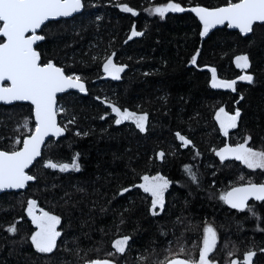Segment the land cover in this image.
I'll return each mask as SVG.
<instances>
[{
	"label": "trees",
	"instance_id": "trees-1",
	"mask_svg": "<svg viewBox=\"0 0 264 264\" xmlns=\"http://www.w3.org/2000/svg\"><path fill=\"white\" fill-rule=\"evenodd\" d=\"M168 2L86 0L83 12L43 26L45 40L38 46L43 61L79 76L88 94L59 96L66 135L47 141L30 169L34 183L0 194V264H85L105 258L159 264L189 255L198 260L209 225L217 234L213 262L245 264V254L252 252L251 264H264V201H252L249 211L232 209L220 198L235 186L264 183V169L217 155L228 144L246 141L254 151H264V24H256L248 36L226 26L202 36L203 24L192 12L154 13ZM171 2L187 9L214 8L226 0ZM125 4L135 14L124 11ZM133 31L142 35L132 36ZM237 56L248 57L247 69L237 67ZM108 58L123 67L119 79L104 71ZM212 68L217 78L235 80L246 72L253 79L237 81L235 91L213 88ZM104 102L146 115L145 129L134 120L116 124L118 117ZM221 108L240 113L227 134L216 118ZM34 130L30 104H0V149H18ZM76 154L78 171L46 167L48 160L71 163ZM186 166L196 174L195 182ZM145 175L169 181L164 208L157 206L155 215L151 195L139 187ZM29 200L37 202V210L61 218L58 247L51 253H40L31 243L37 227L27 213ZM13 225L14 233L8 231ZM125 235L130 236L125 252L108 257L115 252L113 242ZM181 247L185 252L177 257Z\"/></svg>",
	"mask_w": 264,
	"mask_h": 264
},
{
	"label": "snow or ice",
	"instance_id": "snow-or-ice-1",
	"mask_svg": "<svg viewBox=\"0 0 264 264\" xmlns=\"http://www.w3.org/2000/svg\"><path fill=\"white\" fill-rule=\"evenodd\" d=\"M81 0H0V38H6L4 42H0V101H31L35 106V131L27 138L23 139V146L19 149L14 146L9 151L0 150V189L15 188L22 189L28 181L34 179L28 175L25 169L33 161L41 156V145L44 143L45 137L50 134L60 136L65 129L57 123L56 111V94L65 91L68 88H78L81 92L85 91V85L81 82V78L77 75H66L61 67H57L52 61L41 62V54L33 47L38 41L45 39L43 35L37 34V30L50 18L68 17L72 13L82 8ZM126 12L135 14L134 10L126 4L122 6ZM154 13L161 17L165 13L183 12L185 8L179 3H168L157 6L153 9ZM196 13L200 21L203 23V32L201 35L207 34L208 30L216 25L228 23L229 27L238 28L241 33H249L253 30L256 22H264V0H226L223 6L207 8L194 7L191 9ZM31 33V35H28ZM142 35L140 32L133 31L132 36ZM131 39V37H129ZM192 62H196V56H193ZM236 65L238 68L247 69L249 67L247 56H237ZM104 71L115 79H119V74L123 71V67L113 63L108 58L104 64ZM211 86L213 88H228L235 91L236 80L221 81L217 80L216 69H211ZM241 81L251 82V75H241ZM10 82L8 86L4 82ZM112 111L118 117L116 124L122 121L134 120L136 127L141 131L145 129L146 115H137L127 109L123 111L112 106ZM223 114V118L221 117ZM240 115L239 110L235 115H228L223 108L217 113V120L224 129L225 134L230 128L236 127L237 117ZM29 121L26 119L22 127L27 128ZM79 134V133H77ZM185 144L191 143L179 133L176 134ZM20 139H16L15 144L19 145ZM245 143L236 145L235 147L225 146L217 153L221 160L232 155L236 160L243 162L250 169H264V151H254ZM78 155L72 157L71 163H58L48 160L46 167L59 169L61 172L68 170H80ZM163 153L160 156L163 157ZM186 171L191 179L195 182L197 177L189 167ZM144 183L139 185L145 193H149L152 197L153 214H157L155 209L164 208V193L169 187V181L162 176L143 177ZM128 191V189H124ZM249 197H254L258 201H264V183L259 185L249 182L244 187H234L231 191L226 192L220 198L230 204L232 208L243 209L252 208L248 206ZM36 201L29 200L27 213L32 218V222L36 225L37 231L32 233L30 239L36 250L40 253H51L58 247L57 238L61 233L57 231L56 226L60 223L61 218L53 215L44 209H39L40 214L36 215ZM255 215V213L253 212ZM9 232H15V226L8 228ZM130 240V236H123L113 242L115 248L114 253H108L107 256H114L116 253L123 254ZM217 244V234L212 226L204 228L203 247L199 250V259L195 260L191 255L188 258H174L161 261L159 264H209L207 259ZM185 249L181 247L180 253H184ZM231 255V254H230ZM253 253L248 252L244 256L245 264H248ZM146 260V257H141ZM86 264H112L108 258L95 259L86 261ZM231 264H238L237 261H231Z\"/></svg>",
	"mask_w": 264,
	"mask_h": 264
},
{
	"label": "water",
	"instance_id": "water-1",
	"mask_svg": "<svg viewBox=\"0 0 264 264\" xmlns=\"http://www.w3.org/2000/svg\"><path fill=\"white\" fill-rule=\"evenodd\" d=\"M81 2H82V5H83L82 8L79 9L77 12L72 13V15H70V16H68V17H56V18H50L49 21L60 20V19H62V18H69V17H72V16H74V15H77V14L83 12V10H84V1L81 0ZM197 6L205 7V6H202V5H197ZM197 6L189 7V8H187V9H185V11L192 12L191 9L194 8V7H197ZM222 6H223V5H222ZM218 7H219V6H218ZM207 8H208V7H207ZM192 13H193V14L199 19V17L196 15V13H194V12H192ZM199 20H200V19H199ZM49 21H46L45 24L48 23ZM200 22L202 23V21H200ZM45 24H44V25H45ZM202 24H203V23H202ZM256 24H264V22H256V23L253 25V29H254V26H255ZM44 25H42L41 29H38V30H37V34H39V35H43V34H41L40 32L42 31ZM225 26H226L229 30H235V31H238V32L241 33V31H240L238 28H235V27H229V26H228V23L225 22L224 24L216 25L215 27L210 28V29L208 30L207 34H208L210 31L214 30L215 28H218V27H225ZM252 32H253V30H252L251 32H249V33H241V34H242L243 36H248V35H251ZM207 34H205V36H206ZM28 35H31V33H29ZM43 36H44V35H43ZM205 36H204V37H205ZM4 39H6V38H4ZM44 40H45V39H44ZM44 40H42V41H38L36 44L41 43V42H43ZM36 44L33 45L34 48H35V45H36ZM36 51H38V50H36ZM38 52H39V51H38ZM39 53H40V52H39ZM198 55H199V53L196 54V60H197V58H198ZM51 61H52L54 64H56L55 61H53V60H51ZM56 66H57V67H61V66H58L57 64H56ZM61 68H63V67H61ZM63 69H64V68H63ZM64 71H65V69H64ZM65 74L68 75V74L66 73V71H65ZM81 82L84 83V85H85V91H84V92H81L78 88H68V89H65V91H63V92H60V93H57V94H56V111H57V117H56V119H57V123H58V125L61 126L62 128H64L65 131H64L60 136H55V135L50 134L49 136H46V137H45L44 143L41 145V156H38V157L33 161V163H32L31 165H29V168L25 169V171H26V173H27L28 175L33 176V175L30 173V169L34 166L35 162H36L38 159H40V158L42 157L43 148H44V146L46 145L47 141H48L50 138H54L55 140H58L60 137H63V136L66 135L67 130H66V128H65L64 126L61 125V123H60V118H59V115H58V102H59V96L62 95V94H64V93H68V92H70V91H75V92H78V93H80V94H82V95H87V94H88V86H87V83H86L84 80H82V79H81ZM5 83H10V82L5 81L4 84H5ZM15 103H28V104H30V105L33 107V116H34V121H35V106L31 103V101H11V102L0 101V104H4V105H12V104H15ZM108 104H109V103H108ZM34 131H35V130H34ZM34 131H33L32 133H34ZM32 133H31V134H32ZM31 134H29V135H31ZM27 136H28V135H26L23 139L27 138ZM22 146H23V144H21V146H20L19 148H21ZM19 148H18V149H19ZM0 150H3V149H0ZM5 151H6V150H5ZM33 177H34V176H33ZM35 181H36V178L34 177V179L31 180V181H28V182L26 183L25 187L22 188V189H15V188H4V189H0V194H2V193H4V192H12V191H16V192H18V191H24V190H26V189L28 188L29 184L34 183ZM254 183L257 184V185L261 184V183H258V182H254ZM247 185H248V183H246V184H242V185H238V186H235V187H244V186H247ZM233 188H234V187H233ZM231 190H232V188L229 189L228 191H231ZM228 191H227V192H228ZM252 201L259 202V201L256 200L254 197H249V199H248V201H247V204L249 205ZM224 202H225V201H224ZM225 204H226L228 207L232 208L230 204H228V203H226V202H225ZM232 209H236V208H232ZM245 209H246V208H243V209H236V210H245ZM36 211H37V208H36ZM181 259H183V258H181ZM94 260H95V259H94ZM252 260H253V256L251 257V259H250V261L248 262V264H251ZM85 264H86V263H85ZM112 264H116V263L112 261ZM166 264H167V263H166Z\"/></svg>",
	"mask_w": 264,
	"mask_h": 264
},
{
	"label": "flooded vegetation",
	"instance_id": "flooded-vegetation-1",
	"mask_svg": "<svg viewBox=\"0 0 264 264\" xmlns=\"http://www.w3.org/2000/svg\"><path fill=\"white\" fill-rule=\"evenodd\" d=\"M84 1V8H85V2H86V0H83ZM78 15V14H77ZM74 16H76V15H74ZM74 16H72V17H74ZM69 18H71V17H69ZM69 18H62V19H69ZM61 20V19H60ZM41 33V32H40ZM42 34V33H41ZM4 38H0V42H4ZM39 44L40 43H38V44H36L35 45V49L36 50H38L39 52H40V54H41V51H40V49L38 48V46H39ZM49 61V60H48ZM41 62L42 63H45V62H47V61H43V59H42V55H41ZM59 66V65H58ZM8 84L9 83H5L4 85L5 86H8ZM61 96V95H60ZM59 103V102H58ZM105 103V106L106 107H108L109 108V110H110V112H112V113H114L113 111H112V106L114 105V104H112V103H110V102H104ZM109 103V104H108ZM4 105V104H3ZM13 105V104H12ZM116 106V105H115ZM117 107V106H116ZM115 114V113H114ZM228 144V143H227ZM228 146H231V147H235L236 145L234 144V145H229L228 144ZM232 158H234V157H232ZM237 161H239V160H237ZM241 162V161H240ZM243 163V162H242ZM244 164V163H243ZM35 214L36 215H39L40 214V212H39V210H37L36 212H35ZM36 226V225H35ZM58 227H59V224L56 226V228H57V231H58Z\"/></svg>",
	"mask_w": 264,
	"mask_h": 264
},
{
	"label": "rangeland",
	"instance_id": "rangeland-1",
	"mask_svg": "<svg viewBox=\"0 0 264 264\" xmlns=\"http://www.w3.org/2000/svg\"><path fill=\"white\" fill-rule=\"evenodd\" d=\"M170 12V11H169ZM168 13V12H167ZM166 14V13H165ZM248 64H249V62H248ZM107 75H109L108 73H107ZM242 75H250L249 73H246V72H244ZM111 76V75H110ZM217 80H221V81H231V80H227V79H221V78H217ZM236 81H239V79L237 78V79H235ZM241 81V80H240ZM223 89H228V88H223ZM224 110H225V112L228 114V115H235V114H231V113H229V112H227L226 111V109L225 108H223ZM219 112V111H218ZM217 112V113H218ZM216 117H217V115H216ZM221 117L223 118V114H221ZM218 122L220 123V121L218 120ZM237 122H238V117H237V120H236V124H237ZM221 127V126H220ZM232 128H230V129H228L227 130V133L231 130ZM221 130H222V132L225 134V131H224V129H222L221 128ZM230 157H234V156H232V155H227V158L226 159H228V158H230ZM144 183V182H143ZM226 192H224L223 194H225ZM222 194V195H223ZM199 259V258H198ZM207 259L209 260V264H217L216 262H213L211 259H210V253H209V255H208V257H207ZM198 261V260H197ZM237 262H239V261H237Z\"/></svg>",
	"mask_w": 264,
	"mask_h": 264
}]
</instances>
